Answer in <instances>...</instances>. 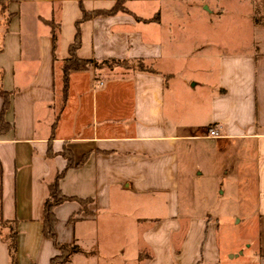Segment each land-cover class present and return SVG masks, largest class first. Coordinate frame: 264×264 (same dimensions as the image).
Segmentation results:
<instances>
[{
    "label": "crops",
    "instance_id": "obj_1",
    "mask_svg": "<svg viewBox=\"0 0 264 264\" xmlns=\"http://www.w3.org/2000/svg\"><path fill=\"white\" fill-rule=\"evenodd\" d=\"M82 3L7 0L0 14V86L10 94L6 127L0 93V222L17 231L18 264H52L59 254L44 207L66 153L73 166L60 188L70 199L56 206L55 229L80 248L67 264H264V48L203 47L188 73L176 69L188 54L174 46L163 10L142 15L127 0L126 10L97 15L117 0ZM84 11L93 14L80 23L77 55L93 63L71 71L64 102ZM108 59L153 71L96 66ZM211 127L222 136L209 137ZM200 177L228 185L218 208L197 200ZM235 189L239 202L226 208ZM242 204L256 228L236 249L221 235L226 216L242 221ZM8 229L0 224V264H12Z\"/></svg>",
    "mask_w": 264,
    "mask_h": 264
},
{
    "label": "rangeland",
    "instance_id": "obj_2",
    "mask_svg": "<svg viewBox=\"0 0 264 264\" xmlns=\"http://www.w3.org/2000/svg\"><path fill=\"white\" fill-rule=\"evenodd\" d=\"M128 5L142 15H154L156 11L163 10L165 20L168 24L171 22L169 25L175 35L174 46L188 54V59L176 69L188 65V73L201 63L200 50L203 47L211 50V55L249 47L257 50L264 48V0H130ZM192 184L197 200L203 199L211 209L218 208V200L225 187L228 195L230 193L224 180L200 177L193 178ZM236 189V195L231 196V200L224 197L226 208L234 207L235 202H239ZM242 207L239 215L242 221L237 223L232 216H226L229 217V224L224 225L221 235L222 242L232 244L236 249L255 233L256 228L255 222L249 219L251 206L242 204ZM232 222L236 224L231 225ZM5 226L12 228L5 235L11 241L14 225Z\"/></svg>",
    "mask_w": 264,
    "mask_h": 264
},
{
    "label": "trees",
    "instance_id": "obj_3",
    "mask_svg": "<svg viewBox=\"0 0 264 264\" xmlns=\"http://www.w3.org/2000/svg\"><path fill=\"white\" fill-rule=\"evenodd\" d=\"M126 1L127 0H117L116 5L112 9L103 10V11H96L93 13L97 14V15H101V14L102 15H110V14H114V13L121 11V10H126L127 9L125 7ZM80 3H81V5L83 4L82 0H80ZM6 11H7V0H0V14L5 15ZM93 13L84 11V16H83L82 20H80L77 23L76 37H75L74 42L70 46L71 57L66 59L65 65H64V76H63V82L64 83H63V94H62L64 102L67 100V96H68L69 79H70L71 71L87 69L93 63V60L81 59L77 55V49H78L79 45L81 44L80 23H81V21L91 17ZM6 18H7V20H10V16H7ZM135 63H137V65H134ZM128 64H131V65H128ZM96 66H98V67H101V66H110V67L126 66L127 68H132V69L139 68L142 70L153 71V68L145 65L142 60L108 59V60H104V61L99 62V63L96 62ZM0 93L4 97V107H3V111H2V120H1L2 124L1 125L8 127V125L4 122L3 115H4L5 110L10 105V94L8 92L4 91L1 86H0ZM66 154H67V157L69 159L68 166L66 167V169L63 172L59 173L56 176L55 180L49 185V196L45 201V207H44V209H45L44 233L46 236L53 239L56 248L59 250V254H57L56 256H54L52 258V264H67L68 261L70 260L71 255L80 250V248L75 244L71 245V244H66V243H62V242L58 241L57 233H56V229H55L56 223L58 221V218H57L56 213H55L56 206H58L59 204H61L64 201L70 199V197L66 196L60 188V180L62 179V177L64 176L66 171L70 167L73 166V163H72L73 160H72L71 154H69V153H66ZM85 159L86 158H84L81 163H83L85 161ZM0 224L5 226L8 224V222L1 221ZM16 233H17V231L16 232L14 231V234L11 235V241H9V239L4 237L9 242L10 254L12 257V264H18Z\"/></svg>",
    "mask_w": 264,
    "mask_h": 264
},
{
    "label": "built area",
    "instance_id": "obj_4",
    "mask_svg": "<svg viewBox=\"0 0 264 264\" xmlns=\"http://www.w3.org/2000/svg\"><path fill=\"white\" fill-rule=\"evenodd\" d=\"M103 85H104V82L102 80L96 79V81L94 82L95 88L101 87ZM207 135L211 138H219L222 136L220 131L217 128H213V127L209 128Z\"/></svg>",
    "mask_w": 264,
    "mask_h": 264
}]
</instances>
